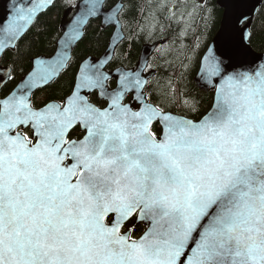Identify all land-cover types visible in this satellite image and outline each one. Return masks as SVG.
Segmentation results:
<instances>
[{"label": "snow or ice", "instance_id": "obj_1", "mask_svg": "<svg viewBox=\"0 0 264 264\" xmlns=\"http://www.w3.org/2000/svg\"><path fill=\"white\" fill-rule=\"evenodd\" d=\"M40 7L0 33L15 39ZM209 51L215 97L198 122L147 103L138 75L107 94L108 77L84 68L62 104L36 110L25 89L52 82L59 59L0 100V264H264V62ZM130 86L139 111L122 104ZM97 88L103 110L82 94Z\"/></svg>", "mask_w": 264, "mask_h": 264}, {"label": "trees", "instance_id": "obj_2", "mask_svg": "<svg viewBox=\"0 0 264 264\" xmlns=\"http://www.w3.org/2000/svg\"><path fill=\"white\" fill-rule=\"evenodd\" d=\"M80 1L56 0L36 19L15 50L3 55L0 65L11 68V78L0 97H6L30 71L34 58L54 53L61 36L63 15L67 9L75 11ZM118 2L123 5L119 19L125 40L116 49L107 70L134 68L142 47L158 43L149 66L157 74L146 88L148 101L164 112L193 121L201 119L212 105L213 94L199 91L194 85V77L220 27L222 11L218 9L216 0H107L105 9ZM173 11L175 16L171 15ZM111 33L112 29H103L99 20L90 22L66 70L53 85L34 94L31 99L33 107L39 109L49 102L62 104L72 91L80 63L88 57L99 58L108 47ZM250 33L251 48L256 53H264V2L253 20ZM109 86L113 88L114 82ZM89 100L99 108L104 107L95 95ZM78 132L72 134L73 139L81 137ZM152 132L158 136L159 127L155 125ZM144 230L142 225L134 228L133 237L137 238Z\"/></svg>", "mask_w": 264, "mask_h": 264}, {"label": "water", "instance_id": "obj_3", "mask_svg": "<svg viewBox=\"0 0 264 264\" xmlns=\"http://www.w3.org/2000/svg\"><path fill=\"white\" fill-rule=\"evenodd\" d=\"M106 1L107 0H81L76 7L75 14L69 21H67L66 19L70 15L71 10H68L64 16V20L61 23L62 34L56 43V49L54 53L51 56H39L34 58L31 63V70L17 83L15 88L8 96H10L14 91L21 87L26 79H29L30 73H40L44 68L47 67L49 63H54L56 59H59L60 61H62L63 66L59 68V74L54 78L52 82H50L49 84L41 85L39 87H34L31 90L25 89V92L31 102V98L36 92L50 85H53L58 80L60 75L66 70L68 64L70 63L72 53L76 46L82 41L87 25L93 20H100V24L103 29H112L108 47L99 58L96 59L88 57L83 62H81L76 72L72 90L74 89L76 78L80 75L81 68H84L90 73H95L97 71L103 72L108 77V79L105 81V86L103 89V92L107 94H111L115 89H117L121 74H129L130 76L138 75L139 78L144 82L143 87L139 89V92L143 94L144 100L149 103L147 100V95L144 91L147 83L156 75V72H151L147 75H145L144 73L149 65L151 56L153 55L159 44L157 43L152 46H143L140 51L137 64L133 69H125L121 67L108 72L107 68L114 58L116 49L125 40V35L119 19L120 14L123 10L122 3L118 2L114 7L106 10L104 8ZM54 2L55 0H0V27H7L10 23L13 22V19L17 15V9H26L28 7H33L36 4L43 3V7L37 8L36 14L32 17L31 22H18L22 27L15 39H12L7 35L0 33V61L6 52H8L9 50H15L17 43L31 29L36 18L42 13L46 12L54 4ZM263 2L264 0H216L218 9L222 11L220 27L217 34L210 42L206 52L204 53L199 64L198 71L194 77V85L199 91L203 93H213L212 103L214 102L215 89L210 84L206 83L204 79H202V73L200 70L202 64L204 63L205 57L212 54L209 51L210 49L213 52L220 54L235 47L243 46L247 49V61L254 62L255 64L264 62V53H256L250 46V40L245 41L243 39V34L250 32L253 20L259 13ZM93 3L96 4V7L94 9L91 8V5ZM5 41L6 46L4 43ZM86 62L88 63L86 64ZM0 78H3V83H0L1 92V90L9 83V80L11 78V69L9 67L3 68L2 66H0ZM111 81H115L114 88H110L108 85ZM101 92L102 90L99 88L93 89L91 91L84 89L82 91V94L87 97L90 104L92 103L89 101V98L92 95H96L97 100L99 102L106 103L105 107H107L109 101L107 99V96L102 95ZM136 95L137 89L135 88V86H130V91L125 93L122 104L127 105L133 111H139V108L142 105H140L139 102L134 98ZM128 96H131V101L125 104L124 102ZM92 105L98 108L94 104ZM134 108L136 110H134ZM164 114L170 115L177 119L182 118L191 120L170 112H165ZM194 122H198V120ZM155 125L159 126L161 134L158 137H161L163 135L164 124L159 120H154L151 129ZM80 131L81 133H83V130ZM139 225H143L146 230V225L144 223L141 222L136 225V227Z\"/></svg>", "mask_w": 264, "mask_h": 264}, {"label": "flooded vegetation", "instance_id": "obj_4", "mask_svg": "<svg viewBox=\"0 0 264 264\" xmlns=\"http://www.w3.org/2000/svg\"><path fill=\"white\" fill-rule=\"evenodd\" d=\"M78 131H79L78 133L81 134V137H80V138H82L83 134L80 132L79 129H78ZM158 136H159V135H158ZM158 136H157V137H158ZM128 226L131 227V224H129ZM139 226H140V225H139ZM137 227H138V226H137Z\"/></svg>", "mask_w": 264, "mask_h": 264}, {"label": "rangeland", "instance_id": "obj_5", "mask_svg": "<svg viewBox=\"0 0 264 264\" xmlns=\"http://www.w3.org/2000/svg\"><path fill=\"white\" fill-rule=\"evenodd\" d=\"M65 14V13H64ZM124 230H126V229H122V231H124Z\"/></svg>", "mask_w": 264, "mask_h": 264}]
</instances>
